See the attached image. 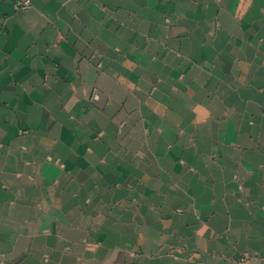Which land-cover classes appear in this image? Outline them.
Wrapping results in <instances>:
<instances>
[{
  "label": "crops",
  "instance_id": "crops-1",
  "mask_svg": "<svg viewBox=\"0 0 264 264\" xmlns=\"http://www.w3.org/2000/svg\"><path fill=\"white\" fill-rule=\"evenodd\" d=\"M14 2L0 264H264V0Z\"/></svg>",
  "mask_w": 264,
  "mask_h": 264
},
{
  "label": "rangeland",
  "instance_id": "rangeland-1",
  "mask_svg": "<svg viewBox=\"0 0 264 264\" xmlns=\"http://www.w3.org/2000/svg\"><path fill=\"white\" fill-rule=\"evenodd\" d=\"M94 92V91H93ZM22 132H25V131H22ZM99 134V133H98ZM47 159L48 160H53L52 159V156L51 155H47ZM56 160H58V159H55V160H53V161H55V162H58V161H56ZM29 161H31V160H29ZM34 161V160H33ZM15 174H17L16 175V177H20L21 176V172L20 171H16L15 172ZM116 203H115V201H111V202H109L108 203V206H109V212H111V211H113V209H114V205H115ZM84 242H85V240H83ZM87 241H89V240H87ZM133 252H131V251H124V256H125V258H129V257H133V255H131ZM134 254H135V252H134ZM81 258H78V260H80Z\"/></svg>",
  "mask_w": 264,
  "mask_h": 264
},
{
  "label": "built area",
  "instance_id": "built-area-1",
  "mask_svg": "<svg viewBox=\"0 0 264 264\" xmlns=\"http://www.w3.org/2000/svg\"><path fill=\"white\" fill-rule=\"evenodd\" d=\"M31 2L32 0H15L14 7L17 9L25 8L28 7L31 4ZM236 264H249V262L246 258H240Z\"/></svg>",
  "mask_w": 264,
  "mask_h": 264
}]
</instances>
